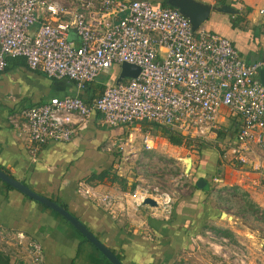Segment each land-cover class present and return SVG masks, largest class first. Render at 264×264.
<instances>
[{
	"label": "built area",
	"instance_id": "built-area-1",
	"mask_svg": "<svg viewBox=\"0 0 264 264\" xmlns=\"http://www.w3.org/2000/svg\"><path fill=\"white\" fill-rule=\"evenodd\" d=\"M255 12L264 48V7ZM71 33L77 40L69 39ZM17 57L80 92L119 69L114 84L89 103L55 97L11 114L9 123L36 148L72 142L95 115L109 128L155 125L193 143L214 141L229 117L240 122L229 145L234 160L247 163L257 149L264 152V59L247 63L230 39L194 31L177 8L148 0H0V72ZM124 63L140 73L117 83ZM143 142L147 150L156 148L149 132ZM25 239L18 234L20 245ZM30 246L41 260L40 245Z\"/></svg>",
	"mask_w": 264,
	"mask_h": 264
},
{
	"label": "crops",
	"instance_id": "crops-1",
	"mask_svg": "<svg viewBox=\"0 0 264 264\" xmlns=\"http://www.w3.org/2000/svg\"><path fill=\"white\" fill-rule=\"evenodd\" d=\"M197 1L218 8L231 7L233 12L213 11L203 29L230 39L247 63L264 59L261 27L254 9L257 5L255 8L264 7L260 5L264 0H241L244 10L237 4L238 0H227L226 4L218 0ZM69 39L77 40V36L71 33ZM118 73L119 69L114 68L104 76L112 74L115 79ZM76 96L90 101L92 95L89 90L78 91L73 82L54 80L30 70L24 58H8L6 70L0 72V169L38 194L66 205L124 264H174L178 248L187 246L186 235L202 228L209 217L212 219L216 215L212 212L209 216L207 196L210 190H197L190 199L172 206L170 216L173 220L170 216L149 213L152 216L143 235L121 219L122 208L128 213L135 209L134 203L125 199V194L89 182L93 173L114 166L116 154L106 147L113 142L118 145V138L128 128H109L101 123L99 115H95L87 130L72 142H51L36 148L27 133L14 129L9 123L10 115L24 108L44 104L55 97ZM224 125L219 137L207 142L208 148L201 152L197 179H206L210 189L213 186L238 189L264 208V152L257 149L247 163L234 160L229 145L236 139L240 122L228 117ZM113 195L118 201L112 208ZM4 233L14 237L23 233L26 236L24 245L35 242L42 249L41 260L27 255L19 264H111L93 245L85 242L64 217L20 191L9 189L0 179V234ZM148 233L156 239L151 238L152 234L147 237Z\"/></svg>",
	"mask_w": 264,
	"mask_h": 264
},
{
	"label": "rangeland",
	"instance_id": "rangeland-1",
	"mask_svg": "<svg viewBox=\"0 0 264 264\" xmlns=\"http://www.w3.org/2000/svg\"><path fill=\"white\" fill-rule=\"evenodd\" d=\"M148 1L157 6L163 3V0ZM237 2L241 8L245 6L243 1ZM112 76L111 79L102 76L98 80L110 83ZM148 132L157 138L154 150H147L144 145V135ZM118 139V145L113 142L106 147L117 157L111 167L116 179L91 184H103L116 189L120 195L125 194V199H130L135 209L128 213L122 208L121 219L143 233L152 215L169 217L172 206L193 197L200 172L197 168L201 159L200 148L189 143L176 147L165 138L159 126L149 124L124 129ZM187 159H191L190 169ZM119 179H126L127 185L121 184ZM134 185L135 189L132 188ZM147 197L157 200L159 206L144 205L142 199ZM207 199L211 209L209 216L212 212L216 215L212 219L209 217L202 228L186 235L187 246L178 248L174 264H264V208L242 191L229 186H213ZM113 200L112 208L118 201L116 195ZM173 219L170 216V220ZM151 234L148 233L147 237ZM151 238L156 239L153 234ZM16 240L18 234L16 237L0 234V252L10 257L11 264H19L27 255L34 259L31 243L20 245Z\"/></svg>",
	"mask_w": 264,
	"mask_h": 264
},
{
	"label": "water",
	"instance_id": "water-1",
	"mask_svg": "<svg viewBox=\"0 0 264 264\" xmlns=\"http://www.w3.org/2000/svg\"><path fill=\"white\" fill-rule=\"evenodd\" d=\"M168 4L177 8L183 15H185L193 26V30L197 31L209 21L213 11L233 12L231 7H213L211 5L203 4L197 0H168ZM238 14L240 11H236ZM140 73V68L136 65L124 63L121 67V74L117 79V83L121 82L125 78H136ZM259 79L264 86V69L260 71ZM189 160L188 168L191 167V159ZM0 179L20 191L28 198L56 211L62 217H64L69 223H71L90 243H92L112 264H124L119 257L102 241L94 235L91 230L76 216L59 203L51 200L48 197L38 194L32 190L28 185L22 181L10 176L7 172L0 169ZM204 180L199 181L198 185L202 186ZM144 205H150L151 207H158L157 200L147 197L143 201Z\"/></svg>",
	"mask_w": 264,
	"mask_h": 264
},
{
	"label": "trees",
	"instance_id": "trees-1",
	"mask_svg": "<svg viewBox=\"0 0 264 264\" xmlns=\"http://www.w3.org/2000/svg\"><path fill=\"white\" fill-rule=\"evenodd\" d=\"M167 1L168 0H165L163 3H162V5L163 6H166V7H171L168 3H167ZM221 4H226V1L227 0H218ZM173 8V7H172ZM252 10L250 9L249 10V12H251ZM17 58H22V57H17ZM17 58H14V59H17ZM26 61V60H25ZM109 76V78H110V75H108ZM111 79V78H110ZM114 82H115V79H113V77H112V82H94V83H92V84H89L88 85V87H87V90H89V91H91V98H90V101H86V100H84L83 98V100L85 101V102H87V103H89V102H91L94 98H95V96L97 97V96H99V95H101V93L103 92V90L105 89V86H106V84L107 83H109V84H114ZM93 97V98H92ZM92 99V100H91ZM158 127V126H157ZM120 128H122V127H120ZM160 129L163 131V135L165 136V138H167L168 139V141L172 144V145H174V146H178V147H181V146H183L184 145V143H185V141H184V138L183 137H181L178 133H175V132H173V131H171V130H169V129H166V128H163V127H160ZM187 143H189V145H196L197 147H199L200 148V153L203 151V149H205V148H208V143H206V142H195V143H193V142H191V141H189V142H187ZM117 158V157H116ZM107 179H111V180H114V179H116V176L112 173V170H111V168H107V169H104L101 173H93L90 177H89V182H93V181H98V182H104L105 180H107ZM120 180V182H121V184L123 183V185H127V183H128V181H126V179H119ZM201 180H204V183H203V185L202 186H200V185H198V183H199V181H201ZM197 183H196V190H198V191H203V192H208L209 190H210V184H209V182L206 180V179H204L203 177H201V178H199V179H197ZM7 187L9 188V189H12V190H14V188L13 187H11L10 185H8L7 184ZM132 188H136V185H134ZM52 200V199H51ZM54 201V200H53ZM55 202H57V203H59L58 201H55ZM38 203V202H37ZM40 204V203H39ZM60 204V203H59ZM40 205H42V204H40ZM60 205H62L63 207H65L66 209H67V206L66 205H63V204H60ZM44 206V205H43ZM44 207H46V206H44ZM47 208V207H46ZM68 210V209H67ZM69 211V210H68ZM77 230V229H76ZM78 231V230H77ZM80 235L83 237V240L85 241V242H87V243H89V244H91V245H93L92 243H90V241H88L81 233H80ZM94 246V245H93ZM95 247V246H94ZM96 248V247H95ZM97 249V248H96ZM98 250V249H97ZM99 251V250H98ZM100 252V251H99ZM104 256V255H103ZM105 257V256H104ZM108 260V259H107ZM111 263V262H110ZM0 264H11V259H10V257L9 256H6V255H4V254H2L1 252H0ZM112 264V263H111Z\"/></svg>",
	"mask_w": 264,
	"mask_h": 264
},
{
	"label": "bare ground",
	"instance_id": "bare-ground-1",
	"mask_svg": "<svg viewBox=\"0 0 264 264\" xmlns=\"http://www.w3.org/2000/svg\"><path fill=\"white\" fill-rule=\"evenodd\" d=\"M188 160V159H187ZM188 165H189V160H188Z\"/></svg>",
	"mask_w": 264,
	"mask_h": 264
}]
</instances>
